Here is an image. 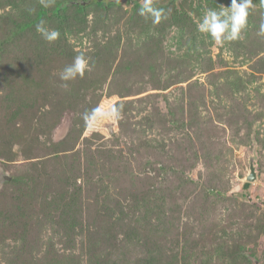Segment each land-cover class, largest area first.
<instances>
[{
  "label": "rangeland",
  "instance_id": "rangeland-1",
  "mask_svg": "<svg viewBox=\"0 0 264 264\" xmlns=\"http://www.w3.org/2000/svg\"><path fill=\"white\" fill-rule=\"evenodd\" d=\"M92 2L0 0V264H262L264 7L219 46L197 23L231 0Z\"/></svg>",
  "mask_w": 264,
  "mask_h": 264
},
{
  "label": "clouds",
  "instance_id": "clouds-1",
  "mask_svg": "<svg viewBox=\"0 0 264 264\" xmlns=\"http://www.w3.org/2000/svg\"><path fill=\"white\" fill-rule=\"evenodd\" d=\"M54 3L55 0H40L43 8H50ZM259 3L261 7H264V0H259ZM253 10H255L253 0H231L230 6L220 5L218 10L206 9L200 22L197 23V30L209 36L219 46L243 40ZM30 12L35 13V9H31ZM138 14L146 20H151L153 25H159L168 18L165 9L156 5V0H140ZM36 32L48 43L57 41L61 35L58 29L49 28L43 19L36 24ZM258 34L264 35V21L259 26ZM90 59L84 53L76 55L73 62L61 71L59 78L63 81L83 79L86 73L92 71ZM120 111L121 109L115 106L111 109L112 114L117 117ZM103 114L99 106L91 109L90 112H85L82 116L85 126H91Z\"/></svg>",
  "mask_w": 264,
  "mask_h": 264
},
{
  "label": "trees",
  "instance_id": "trees-1",
  "mask_svg": "<svg viewBox=\"0 0 264 264\" xmlns=\"http://www.w3.org/2000/svg\"><path fill=\"white\" fill-rule=\"evenodd\" d=\"M93 2L92 3H95V4H100V3H105L106 1L108 0H92ZM89 4H83V3H79V7L81 10H84L85 7H87ZM67 9V6L66 4H60L59 6L56 7V9L54 10V14L58 15V14H61L62 12H64L65 10ZM6 181H12L11 180H6Z\"/></svg>",
  "mask_w": 264,
  "mask_h": 264
},
{
  "label": "water",
  "instance_id": "water-1",
  "mask_svg": "<svg viewBox=\"0 0 264 264\" xmlns=\"http://www.w3.org/2000/svg\"><path fill=\"white\" fill-rule=\"evenodd\" d=\"M247 180L250 181V182H253L255 180V169H254L253 166H251V173L247 177ZM262 264H264V262Z\"/></svg>",
  "mask_w": 264,
  "mask_h": 264
}]
</instances>
